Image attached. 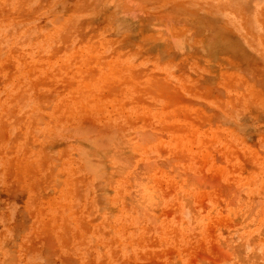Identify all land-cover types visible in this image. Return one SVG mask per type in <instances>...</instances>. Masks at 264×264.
<instances>
[{"label":"rangeland","instance_id":"rangeland-1","mask_svg":"<svg viewBox=\"0 0 264 264\" xmlns=\"http://www.w3.org/2000/svg\"><path fill=\"white\" fill-rule=\"evenodd\" d=\"M0 264H264V0H0Z\"/></svg>","mask_w":264,"mask_h":264}]
</instances>
